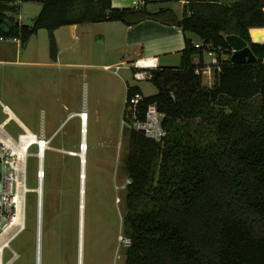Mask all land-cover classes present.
Instances as JSON below:
<instances>
[{"label":"trees","instance_id":"obj_1","mask_svg":"<svg viewBox=\"0 0 264 264\" xmlns=\"http://www.w3.org/2000/svg\"><path fill=\"white\" fill-rule=\"evenodd\" d=\"M28 1L42 4L32 26L0 16V31L23 42L42 28L102 21L154 19L184 33L179 65L154 69L158 92L145 95L144 107L156 103L163 113L167 136L157 141L127 126L126 263L264 264V41L251 29L264 27V0H190L181 17L170 7L149 10L148 0L140 8ZM7 8L0 0V12ZM229 34L246 39L256 61L232 62ZM209 52L218 60L212 87L196 72ZM127 86L126 100L142 92Z\"/></svg>","mask_w":264,"mask_h":264},{"label":"rangeland","instance_id":"obj_2","mask_svg":"<svg viewBox=\"0 0 264 264\" xmlns=\"http://www.w3.org/2000/svg\"><path fill=\"white\" fill-rule=\"evenodd\" d=\"M172 6L181 16V2L176 0ZM41 8V3L24 2L20 12L22 23L32 26ZM117 25L122 24L111 21L77 24L75 31L65 25L54 30L53 36L42 28L25 42L0 41V100L37 134L44 124L49 136L65 121L45 156L42 264H79L82 158L78 152L83 148V121L78 115H69L85 108L89 116V148L84 264H127L126 247L120 242L127 212V191L123 187L128 179L124 164L129 150V129L123 121L127 85L140 87L146 95L156 94L158 88L152 80L134 79L130 67L116 71L121 60L130 65V58L123 57V31ZM261 28L253 31L256 42L264 41V27ZM102 35L107 36L105 42L101 41ZM53 42L57 46L56 59L52 56ZM212 57L206 53L207 64ZM179 63V56L162 61L166 65ZM204 80L214 84L213 69L211 77ZM7 117L1 105L0 121ZM6 128L15 137L22 132L14 118ZM36 150L37 146L31 149ZM37 168V158L30 156L27 179L30 188L38 185ZM26 204V228L11 244L20 254L13 264L37 262L35 191L27 193ZM10 256L7 252V258Z\"/></svg>","mask_w":264,"mask_h":264},{"label":"built area","instance_id":"obj_3","mask_svg":"<svg viewBox=\"0 0 264 264\" xmlns=\"http://www.w3.org/2000/svg\"><path fill=\"white\" fill-rule=\"evenodd\" d=\"M8 6L6 10L0 12V16L5 20H10L13 24L21 21L20 12L25 0H3ZM145 0H134V8L142 7ZM1 40L22 41L21 35H8L0 31ZM202 43H196L201 46ZM212 59L207 68L204 70L197 69V73L203 76V80L210 78L212 74V65L217 64V56L213 52H209ZM127 66L132 68V76L136 80H151L153 78V70L158 68V57H141L134 62L126 64L122 62L116 65L118 72L121 67ZM214 71V70H213ZM204 84L212 87L208 83ZM128 87V86H127ZM145 95L143 92L137 91L132 97L126 100V116L124 123L135 129L145 136L161 141L167 136V130L163 125V113L159 110L156 103H150L144 107ZM8 114L4 121H0V264H13L20 254L12 247V242L26 228V210H27V193L35 191L37 193V244L36 249L39 252V235L43 226L40 224L41 210L44 207V180L46 177L45 156L46 151L51 149L54 138L59 133L57 129L51 135H47L44 124L39 134L32 132L26 124L18 121V125L22 128V132L17 137L12 135L6 128V124L12 118L11 110L8 105L0 100V106ZM8 108V109H7ZM37 146L36 151L31 149ZM34 156L38 160L36 188L28 187V158ZM130 179H126L123 187H127ZM120 242L124 247L131 245V238L120 235ZM7 252L11 254L7 258Z\"/></svg>","mask_w":264,"mask_h":264},{"label":"crops","instance_id":"obj_4","mask_svg":"<svg viewBox=\"0 0 264 264\" xmlns=\"http://www.w3.org/2000/svg\"><path fill=\"white\" fill-rule=\"evenodd\" d=\"M133 1L134 0H112V3L114 7H134ZM174 1L176 0H148L146 7L151 11H156L162 7H170L176 12L175 8L172 6ZM177 1L181 2L183 8L184 5L187 4L190 0ZM177 15L179 17L182 16H180L179 14ZM111 22L114 24H122L117 26H120L118 28H120L124 34L121 35V43L124 47L122 48V51H124L123 57L130 58L129 63H132L136 59L141 57L151 56L158 57L160 66L179 65H166L162 64V61L165 58H171L175 56H179L180 59V53L185 47L184 33L180 26L164 24L154 19H147L134 25H126L120 21ZM70 26L74 29V31L77 28V24ZM106 38V35H102L101 41L105 42ZM124 61L126 60H121L119 62ZM105 66L109 67L111 66V64H106ZM64 123L65 121L62 122V124L57 129H61Z\"/></svg>","mask_w":264,"mask_h":264},{"label":"bare ground","instance_id":"obj_5","mask_svg":"<svg viewBox=\"0 0 264 264\" xmlns=\"http://www.w3.org/2000/svg\"><path fill=\"white\" fill-rule=\"evenodd\" d=\"M9 108V107H8ZM7 108V109H8ZM10 109V108H9ZM11 110V109H10ZM11 115H12V118L14 119H17L18 121H21L18 119L17 116H15V114L12 112L11 110ZM80 116L82 118V121H83V148L81 151L78 152V155L83 159V166H82V172H81V197H83V199L81 200V204L83 205L82 206V214H83V219H82V233H81V229H80V233L79 234H82L80 235V237L82 236V247H81V264H84V236H85V209H86V200H85V197H86V156H87V151H88V143H87V134H88V113H87V110L86 108L81 111V112H74V113H71L70 116ZM43 210H44V207L43 209L41 210V220H40V224L41 226H43ZM80 224H81V221H80ZM36 255H37V262L36 264L39 262V264H42V228H41V233L39 235V252L38 250L36 251Z\"/></svg>","mask_w":264,"mask_h":264},{"label":"water","instance_id":"obj_6","mask_svg":"<svg viewBox=\"0 0 264 264\" xmlns=\"http://www.w3.org/2000/svg\"><path fill=\"white\" fill-rule=\"evenodd\" d=\"M54 31H50V35L53 34ZM227 41L233 48V54L231 56V60L234 63H244L247 61H256L257 57L253 53L248 41L241 37L240 35L237 34H229L227 36ZM52 56L54 59L57 58V46L55 42L52 44ZM82 161V166H83V159ZM83 197H81V200ZM82 204H80V209H82ZM82 219H83V214L82 210L80 212V229L82 233ZM82 235V234H81ZM81 247H82V236L80 237V253H79V264H81ZM39 264V262L37 263Z\"/></svg>","mask_w":264,"mask_h":264}]
</instances>
